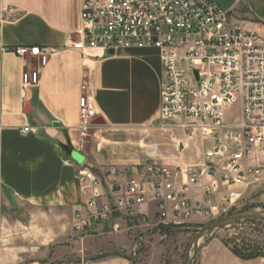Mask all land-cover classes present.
Masks as SVG:
<instances>
[{"label": "crops", "instance_id": "1", "mask_svg": "<svg viewBox=\"0 0 264 264\" xmlns=\"http://www.w3.org/2000/svg\"><path fill=\"white\" fill-rule=\"evenodd\" d=\"M80 2L0 0L9 10L5 16L13 17L0 23V264H18L29 253L36 257L29 260L32 264L72 256L74 262L63 264H133L139 257L133 254L137 235L143 236V245L150 236L139 217L99 223L75 254L71 224L84 201L78 170L144 163L174 169L203 161L200 155L190 162L155 155L146 140L161 123L159 53L129 49L101 60L85 58ZM231 12L264 42V0H237ZM11 47L51 50L37 86H22L21 75L33 60L1 52ZM86 92L94 120L102 124L93 125L78 149L79 99ZM23 128H29L25 135ZM192 137L172 138L179 154ZM97 191L106 202L105 189ZM145 212L151 222L153 205L136 209V214ZM194 264H264V258L241 260L214 237L199 247Z\"/></svg>", "mask_w": 264, "mask_h": 264}, {"label": "built area", "instance_id": "2", "mask_svg": "<svg viewBox=\"0 0 264 264\" xmlns=\"http://www.w3.org/2000/svg\"><path fill=\"white\" fill-rule=\"evenodd\" d=\"M0 5V23L12 20ZM80 31L85 58L101 60L109 51L154 49L159 53L160 122L199 131L210 142L203 161L170 169L156 163L131 168H81L76 182L84 201L75 209L70 241L84 244L96 226L115 217L145 227L190 228L230 214L251 190L264 182V42L245 30L231 10L210 0H81ZM30 57L23 87L39 83L51 50L1 49ZM238 105L234 114L232 108ZM96 118L88 92L79 99L78 140L82 149ZM29 128H23L25 135ZM105 189L102 202L98 188ZM198 199H190L189 194ZM152 204L154 215L136 214ZM117 231V230H113ZM143 245L137 235L133 254Z\"/></svg>", "mask_w": 264, "mask_h": 264}, {"label": "rangeland", "instance_id": "3", "mask_svg": "<svg viewBox=\"0 0 264 264\" xmlns=\"http://www.w3.org/2000/svg\"><path fill=\"white\" fill-rule=\"evenodd\" d=\"M236 17V16H234ZM238 105H235L230 111L229 115L236 116L235 112ZM183 120H176L174 124L160 123L157 129L146 140L148 145L154 147V153L156 156L169 161L176 160L178 158H184V161H196L199 158H203V153L210 147V142L204 141L199 131H194L192 126L181 128ZM193 135V137H192ZM185 136L192 137L188 140V147L183 146L181 153H178L172 138L184 139ZM264 214V182L261 186L256 187L251 190L245 199L238 204V206L230 212V214L224 215L221 218L225 219L230 216H235L239 214ZM214 221V222H216ZM212 222V223H214ZM211 223L197 222L193 227L190 228H174L168 229L166 233L158 234V232L152 231L153 229L148 228L146 232L150 233L149 238L145 245H142L141 249L137 252L139 257L132 261L133 264H187L194 258V248L192 246L193 239L202 230L204 226ZM264 228V227H263ZM259 227L251 223H238L231 227H227L221 230L214 231L205 235L198 242V248L206 242L208 239L217 237L224 239L226 241L236 239L237 243L240 240H249L252 242H264V232L259 233ZM139 232V231H138ZM77 250L81 248L80 243L75 244ZM76 256V255H75ZM36 258L35 255L31 253L27 254L18 264H32L29 260ZM76 260V257L72 256L70 258H63L60 260L52 261L48 263V260L44 262H38L37 264H63L72 263ZM194 264V262H193Z\"/></svg>", "mask_w": 264, "mask_h": 264}, {"label": "water", "instance_id": "4", "mask_svg": "<svg viewBox=\"0 0 264 264\" xmlns=\"http://www.w3.org/2000/svg\"><path fill=\"white\" fill-rule=\"evenodd\" d=\"M210 1L216 3L223 11L228 12L233 8L237 0H210ZM112 55H113L112 51H109L107 53V56H112ZM100 124H102L100 120H93L92 122V125H95V126H98ZM257 221L264 222L263 213L239 214V215L227 217L225 219H221L207 226H204L202 230L200 231V233H198L197 236L192 241V246L194 248V258L192 259V261L188 262L187 264H193V262L195 261V257L197 254V248H198V242L205 235L212 233L214 231H217V230L231 227L238 223L257 222Z\"/></svg>", "mask_w": 264, "mask_h": 264}, {"label": "trees", "instance_id": "5", "mask_svg": "<svg viewBox=\"0 0 264 264\" xmlns=\"http://www.w3.org/2000/svg\"><path fill=\"white\" fill-rule=\"evenodd\" d=\"M247 223V222H246ZM256 227H259V233L264 232V222H248ZM168 229H160L159 233H166ZM223 244L229 248V250L241 260H251L255 258H264V242H252L249 240H240L237 243L236 239L226 241L221 239Z\"/></svg>", "mask_w": 264, "mask_h": 264}]
</instances>
